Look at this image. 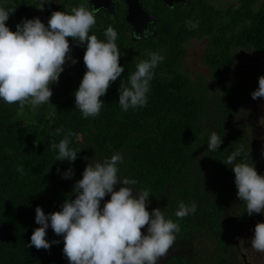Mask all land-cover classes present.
Listing matches in <instances>:
<instances>
[{"label":"trees","instance_id":"1","mask_svg":"<svg viewBox=\"0 0 264 264\" xmlns=\"http://www.w3.org/2000/svg\"><path fill=\"white\" fill-rule=\"evenodd\" d=\"M84 1L0 0V6L15 8L6 22L15 31L24 19L38 17L47 26L53 11L70 13L80 4L90 7ZM212 1L187 0L168 7L162 0H144L157 19L147 29L150 35L139 40L132 38L121 9L113 19L97 13L90 34L104 40L109 25L117 31L124 72L101 97L104 107L95 118H83L75 108L74 92L86 71V45L77 46L72 38H67L70 55L77 63L66 62L59 83L50 85L49 103L20 108L0 100V264H69L62 251L63 237L51 227L46 239L58 244L49 250L28 247L39 227L35 208L41 207L46 215L59 211L65 198H75L73 185L85 166L117 152L124 157L119 175L134 178L136 190H149V212L160 208L166 218L177 221L180 201L197 205L194 214L178 220L176 241L158 264H239L238 238L260 214L246 213L236 196L234 173L222 161L242 145V158L264 175V153L252 141V125L244 114L258 79L233 84L227 75L234 49L264 52V0H237L223 8ZM202 38H207L201 60L209 77L192 75L182 66L188 55L186 43ZM148 52L164 57L154 70L148 103L125 112L118 104L120 82L127 83ZM61 126L73 133L69 146L81 149L71 163L55 160L57 151L50 147L53 139L58 143L63 138L54 136ZM212 132L222 139L216 152L207 149ZM69 168L73 176L62 178ZM142 231L146 233V228Z\"/></svg>","mask_w":264,"mask_h":264},{"label":"clouds","instance_id":"2","mask_svg":"<svg viewBox=\"0 0 264 264\" xmlns=\"http://www.w3.org/2000/svg\"><path fill=\"white\" fill-rule=\"evenodd\" d=\"M14 10L0 6V100L9 105L19 104L20 108L25 104L35 108L49 103L53 94L50 85L59 83L66 62L77 63L70 55L67 38H72L77 46L86 45V71L74 92L75 108L83 118L97 117L104 107L101 97L124 72L117 31L109 25L103 33L104 40L90 34L99 9L85 4L72 7L70 13L53 11L47 26L34 17L22 20L11 31L6 22ZM149 35L147 29L142 34L133 32L137 40ZM147 56L136 64L127 83L120 82L118 104L125 112L148 103L154 70L164 57L159 52H148ZM251 97L264 98V75L258 78V87ZM72 135L62 126L55 129L54 136L63 137L58 143L54 139L50 142V147L57 151L55 160L71 163L77 159L81 149L69 146ZM221 143V136L212 132L208 151L216 152ZM242 154L241 145L222 162L234 173L236 196L244 203L246 213L264 214V175ZM123 163L119 152L88 163L82 178L73 185L74 199L65 198L59 211L47 215L37 206L35 222L39 227L33 230L28 247L49 250L52 244H58L59 241L46 239V230L51 227L55 235L63 237L62 251L69 264H158L160 258L166 257L180 232L178 220L194 214L197 205L180 201L175 211L177 221L166 218L160 208L149 212V190H136L134 178L119 175V165ZM17 170L23 171L20 167ZM73 174L69 168L62 178L70 179ZM106 195L110 199L105 200ZM145 228L146 233L142 231ZM250 243L256 252L264 253V222L255 224Z\"/></svg>","mask_w":264,"mask_h":264},{"label":"rangeland","instance_id":"3","mask_svg":"<svg viewBox=\"0 0 264 264\" xmlns=\"http://www.w3.org/2000/svg\"><path fill=\"white\" fill-rule=\"evenodd\" d=\"M237 0H214L212 5L216 8H223ZM187 44L188 55L183 61V68L190 74L204 73L209 77L210 71L207 65L202 62V54L207 45V38L191 39ZM233 63L228 72V78L233 84L250 78H259L264 75V52L256 53L248 48H236L233 51ZM244 114L252 125V141L256 148L264 153V98L250 100ZM257 222H264V214L258 219H253L238 238L241 254L239 264H264V253L256 252L251 248L250 240L253 236L254 226Z\"/></svg>","mask_w":264,"mask_h":264},{"label":"water","instance_id":"4","mask_svg":"<svg viewBox=\"0 0 264 264\" xmlns=\"http://www.w3.org/2000/svg\"><path fill=\"white\" fill-rule=\"evenodd\" d=\"M186 0H163L166 6H171L174 2H185ZM91 7L106 8L111 0H88ZM126 7V20L131 26L132 32L142 34L147 29L148 24L155 20L156 15L148 12L142 5L140 0H122ZM143 37V36H141Z\"/></svg>","mask_w":264,"mask_h":264},{"label":"flooded vegetation","instance_id":"5","mask_svg":"<svg viewBox=\"0 0 264 264\" xmlns=\"http://www.w3.org/2000/svg\"><path fill=\"white\" fill-rule=\"evenodd\" d=\"M120 1V2H119ZM85 3L86 2H88V0H85L84 1ZM140 2H141V5L147 10V8H146V6L144 5V0H140ZM162 2H163V0H162ZM187 2V0L185 1V2H174L171 6H168V7H173L176 3H186ZM89 3V2H88ZM164 3V2H163ZM90 4V3H89ZM165 5V4H164ZM90 7H91V4H90ZM119 9H121L122 11H123V18H124V20L128 23V21L126 20V7H125V5H124V3L122 2V0H111V3L110 4H108V6L106 7V8H99V11L97 12V13H99V12H102L103 14H105V15H107V17L108 18H111V19H113V18H115V15H116V13L119 11ZM148 11V10H147ZM148 12H150V11H148ZM150 13H152V12H150ZM152 14H154V13H152ZM155 15V14H154ZM157 17V16H156ZM157 19V18H156ZM155 19V20H156ZM154 21V20H153ZM152 22V21H151ZM150 22V23H151ZM150 23L148 24V27H147V29L149 28V25H150ZM129 24V23H128ZM129 26H130V24H129ZM130 28H131V26H130ZM131 32H132V29H131ZM138 34V33H137ZM132 38L133 39H135V37L133 36V32H132Z\"/></svg>","mask_w":264,"mask_h":264}]
</instances>
